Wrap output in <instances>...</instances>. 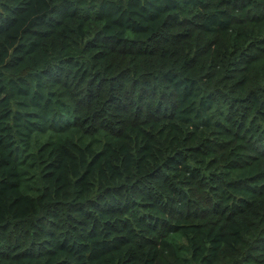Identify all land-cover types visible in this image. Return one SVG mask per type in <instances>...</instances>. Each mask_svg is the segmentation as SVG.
<instances>
[{
	"label": "trees",
	"instance_id": "trees-1",
	"mask_svg": "<svg viewBox=\"0 0 264 264\" xmlns=\"http://www.w3.org/2000/svg\"><path fill=\"white\" fill-rule=\"evenodd\" d=\"M0 264H264V0H0Z\"/></svg>",
	"mask_w": 264,
	"mask_h": 264
}]
</instances>
